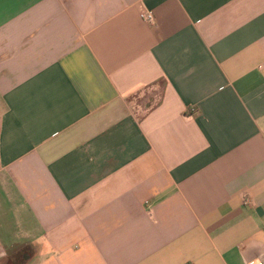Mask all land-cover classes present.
I'll list each match as a JSON object with an SVG mask.
<instances>
[{
	"label": "crops",
	"instance_id": "0c3cea01",
	"mask_svg": "<svg viewBox=\"0 0 264 264\" xmlns=\"http://www.w3.org/2000/svg\"><path fill=\"white\" fill-rule=\"evenodd\" d=\"M263 64L264 0H0V264L264 260Z\"/></svg>",
	"mask_w": 264,
	"mask_h": 264
},
{
	"label": "built area",
	"instance_id": "2783aa9c",
	"mask_svg": "<svg viewBox=\"0 0 264 264\" xmlns=\"http://www.w3.org/2000/svg\"><path fill=\"white\" fill-rule=\"evenodd\" d=\"M141 19H143L145 22L149 24H154L155 22V17L151 11H144L140 14ZM260 69L264 68V64L259 67ZM251 201L249 197L244 198V205L248 206L250 205ZM247 264H264V260H253Z\"/></svg>",
	"mask_w": 264,
	"mask_h": 264
},
{
	"label": "rangeland",
	"instance_id": "374dc122",
	"mask_svg": "<svg viewBox=\"0 0 264 264\" xmlns=\"http://www.w3.org/2000/svg\"><path fill=\"white\" fill-rule=\"evenodd\" d=\"M137 102H138V101H136V102L134 101L135 104H137ZM135 104H134V105H135Z\"/></svg>",
	"mask_w": 264,
	"mask_h": 264
}]
</instances>
